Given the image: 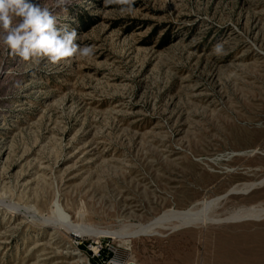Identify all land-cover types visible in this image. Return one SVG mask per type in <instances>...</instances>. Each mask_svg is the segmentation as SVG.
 Instances as JSON below:
<instances>
[{"label":"rangeland","instance_id":"obj_1","mask_svg":"<svg viewBox=\"0 0 264 264\" xmlns=\"http://www.w3.org/2000/svg\"><path fill=\"white\" fill-rule=\"evenodd\" d=\"M134 8L54 9L91 57L0 49V264H264V0ZM211 199L203 224L127 237Z\"/></svg>","mask_w":264,"mask_h":264},{"label":"clouds","instance_id":"obj_2","mask_svg":"<svg viewBox=\"0 0 264 264\" xmlns=\"http://www.w3.org/2000/svg\"><path fill=\"white\" fill-rule=\"evenodd\" d=\"M73 0H52L34 3L33 0H0V49L18 56L24 62L39 66L45 59L52 65L70 63L73 58H87L94 54L90 46L77 43V31L66 25L57 27L58 19L54 9H66ZM107 7L120 5L122 15L135 12V0H103ZM214 52L222 53L217 44ZM17 86H19L17 84ZM130 264H135L129 258ZM109 264H129V261H109Z\"/></svg>","mask_w":264,"mask_h":264},{"label":"bare ground","instance_id":"obj_3","mask_svg":"<svg viewBox=\"0 0 264 264\" xmlns=\"http://www.w3.org/2000/svg\"><path fill=\"white\" fill-rule=\"evenodd\" d=\"M212 203H213V200L211 202H205L202 205L203 207L201 209H198L197 211H195L192 208L185 209V210H169L168 209L169 211H165L162 215H160L158 217L156 216L155 219H153L152 221H150V222H148L146 224H140L139 223L140 225L136 226L133 231L127 233V237L138 236L140 234H145L146 235V234H149V233H153V232H155V230H156V228L158 226H162L163 227V225H165L167 222H174V223H176L175 225H177V226L178 225L179 226L180 225L188 226V225H192V224H196V223H202L203 224L208 219L207 210L211 206ZM237 214H238V212H237ZM247 214H248V212H247ZM51 217L53 218V219L51 218L53 220V224L56 223L57 227L60 228V226H62L67 231L75 230V231H79V232H81L83 234L84 233H86V234L89 233L91 235L101 236V237L105 236V235H111V234L113 235V234H115L113 232H109V231H106V230L96 229V228L92 227L91 225H85V223H82V222L81 223L80 222L79 223L71 222L68 219V216L60 208H56L53 211V216H51ZM256 217H258V216H256ZM175 229H176V227H175ZM175 229H173V230H175ZM75 231H72L70 233H72V234H74L76 236H82L81 233L75 232ZM119 236H121V234Z\"/></svg>","mask_w":264,"mask_h":264}]
</instances>
